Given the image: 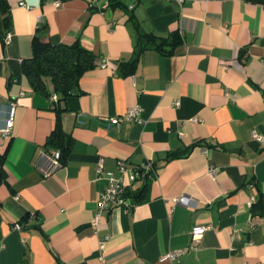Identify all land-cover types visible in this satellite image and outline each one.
<instances>
[{
	"label": "crops",
	"instance_id": "0c3cea01",
	"mask_svg": "<svg viewBox=\"0 0 264 264\" xmlns=\"http://www.w3.org/2000/svg\"><path fill=\"white\" fill-rule=\"evenodd\" d=\"M55 1L8 0L9 29L0 4V155L7 176L0 184V264H264V214L249 205L264 198V142L253 137L254 130L264 136V5ZM131 15L146 31H179L183 40L171 54L144 51L126 75L122 64L135 56L137 38ZM43 24L45 40L80 39L99 62L60 116L73 140L66 163L48 176L41 168L56 150L48 153L45 143L57 113L22 67ZM13 104L14 126L4 132ZM137 106L142 124L109 125ZM169 153L179 156L168 161ZM148 162V174L131 181ZM108 171L129 190L148 180L145 199L103 211L94 226ZM182 196L191 203L177 202ZM37 212L40 220L20 222ZM197 225L209 228L194 241ZM178 250V258L163 259Z\"/></svg>",
	"mask_w": 264,
	"mask_h": 264
},
{
	"label": "trees",
	"instance_id": "16d2710c",
	"mask_svg": "<svg viewBox=\"0 0 264 264\" xmlns=\"http://www.w3.org/2000/svg\"><path fill=\"white\" fill-rule=\"evenodd\" d=\"M110 6L116 8L122 6L127 8L122 0H109ZM250 2L263 4L264 0H248ZM2 10L4 12V21L7 29L11 26V14L8 0H0ZM136 32L135 56L122 64V72L126 75L133 74L141 54L148 49H157L165 54H171L175 48L182 43V35L179 31H173L168 35H159L143 29L141 22L133 15L129 17ZM47 28L46 24L38 28L33 38V56L24 59L22 63L23 73L27 77L32 89L47 97L52 105V110L57 113L56 126L48 136L45 147L50 153L51 149L60 150V164H65L71 150L72 137L61 127L60 116L64 111L68 110L67 103L69 99L82 95L80 90V80L82 76L89 70L95 69L98 65V56L94 51L84 46L80 39L73 44L58 43L45 40L43 34ZM52 86V88H50ZM57 95V99L52 100L53 95ZM65 102V106L62 105ZM176 153H169L167 160L177 158ZM5 157L0 155V184L5 182L7 176L4 171ZM139 170L141 165L136 167ZM146 173V174H145ZM142 173L141 177L148 173ZM146 178V177H145ZM139 179V178H138ZM148 186V180L145 185L137 190H129L126 195L130 196L133 201L141 202L145 199L144 191ZM264 198H259L252 206L254 213L264 214ZM35 216V217H33ZM40 220L39 213H27L21 219L22 224H27L30 220ZM39 224H36L37 226Z\"/></svg>",
	"mask_w": 264,
	"mask_h": 264
},
{
	"label": "built area",
	"instance_id": "2783aa9c",
	"mask_svg": "<svg viewBox=\"0 0 264 264\" xmlns=\"http://www.w3.org/2000/svg\"><path fill=\"white\" fill-rule=\"evenodd\" d=\"M92 1H93V5H95L99 0H92ZM175 1H177L179 4L182 5L186 0H175ZM55 3H56V5H60L59 0L55 1ZM5 41H6V39H5ZM104 66H106V63L103 64V67ZM55 99H57L56 94L52 96V100H55ZM141 111H142L141 107H139V106L130 108L122 116L113 117V118L109 119L108 123H109V125H121L125 121H132V122L142 124L143 119L141 118ZM15 112H16V105L13 104L10 108V115H9L8 120H7V127L4 130V132H9L11 130V128H13ZM253 137L260 142H264V136L261 133H259L257 130L253 131ZM47 157H48L47 159L50 161L48 168H46V167L41 168L43 170L45 176L50 175L58 167V165H60V161H59L60 150L56 149L53 152V154H51V155L47 154ZM141 168L143 169V171L139 170L137 168L134 169L133 173L130 176L131 181L137 180L138 178H140L142 176V173L144 174L145 172H148V170L152 168V165L150 162L144 163L143 165H141ZM119 169L122 172V174H124V175L128 172V168H127L126 162L124 160L119 161ZM99 172L101 174H104L103 159L100 161ZM208 173L211 176L215 177L217 174V169L215 167H210ZM107 174H108L109 184H108L107 188L100 195V199L98 202V212H97V214L93 220L94 226H97V224L99 223L100 217H101L103 211L109 210V209H111L113 207H117V206H126L127 208H130L134 205L132 198L130 196L126 195V193L128 191V187H127V184L124 182L123 177L118 178L111 171H108ZM255 201H256L255 197H252L250 200V203H249L250 207L253 206ZM177 202L189 205L191 203V200L186 196H182V197L177 199ZM17 227H20V226L17 225ZM208 228L209 227L205 226V225L194 226L192 231H191V235H192L194 241H198L203 236V234L205 233V231ZM108 238H109V236H107L106 239L100 243L101 247H103L105 245L106 240H108ZM182 252H183V250L173 251V252L169 253L168 255H166L165 257H163V259L164 260L176 259L180 256V254Z\"/></svg>",
	"mask_w": 264,
	"mask_h": 264
}]
</instances>
